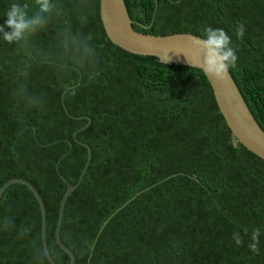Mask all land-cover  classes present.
<instances>
[{
	"label": "trees",
	"instance_id": "obj_1",
	"mask_svg": "<svg viewBox=\"0 0 264 264\" xmlns=\"http://www.w3.org/2000/svg\"><path fill=\"white\" fill-rule=\"evenodd\" d=\"M125 2L140 33L225 30L238 56L229 70L264 129V0ZM12 3L46 22L19 42L0 33V190L23 178L40 192L54 260L72 261L56 230L80 184L61 228L75 264H264V160L233 136L204 72L116 46L101 0H51L42 14L35 0H0V25ZM42 226L35 193L9 186L0 264H51Z\"/></svg>",
	"mask_w": 264,
	"mask_h": 264
},
{
	"label": "water",
	"instance_id": "obj_2",
	"mask_svg": "<svg viewBox=\"0 0 264 264\" xmlns=\"http://www.w3.org/2000/svg\"><path fill=\"white\" fill-rule=\"evenodd\" d=\"M100 14L108 38L121 49L136 55L156 56L164 63L184 65L203 71L201 68L203 50L197 48L192 43L194 39H202V37L191 33H176L165 36L140 33L133 27L134 22L129 15L125 0H101ZM206 77L214 90L220 112L225 118L233 136L249 151L264 160V129L253 115L230 70L227 78L223 80H216L207 75ZM85 146L89 150L90 156L89 163L86 167L87 171L93 156V151L89 145ZM84 174H82L80 181H82ZM15 183H22L28 186L41 203L43 210L42 238L44 252L51 264H59L54 260L49 249L47 239V210L45 202L36 187L23 178L11 179L1 188L0 200L6 189ZM79 185H69L67 193L62 200L56 230V239L59 246L72 259L70 264L76 263V256L62 241L61 228L66 202Z\"/></svg>",
	"mask_w": 264,
	"mask_h": 264
},
{
	"label": "clouds",
	"instance_id": "obj_3",
	"mask_svg": "<svg viewBox=\"0 0 264 264\" xmlns=\"http://www.w3.org/2000/svg\"><path fill=\"white\" fill-rule=\"evenodd\" d=\"M39 13H50L54 7L51 0H35ZM27 5L12 3L6 13V20L3 25H0V33H3V38L8 43L19 42L26 36L34 33L37 29L44 26L46 18L43 15L37 14L29 16ZM10 31H5V29ZM245 34V26L239 24L236 27V36L242 39ZM192 43L199 49L203 50V60L201 68L205 75L223 80L229 75V69L237 64L238 56L235 49L232 47L231 37L228 33L219 28L210 26L204 28V37L196 38ZM247 232V230H245ZM261 231L256 228L251 233V242L248 248L252 253H259V237ZM237 245H242L243 240L239 232H234L232 236Z\"/></svg>",
	"mask_w": 264,
	"mask_h": 264
}]
</instances>
